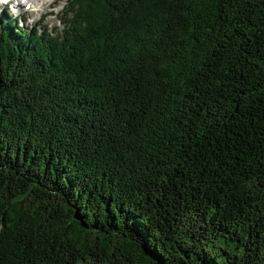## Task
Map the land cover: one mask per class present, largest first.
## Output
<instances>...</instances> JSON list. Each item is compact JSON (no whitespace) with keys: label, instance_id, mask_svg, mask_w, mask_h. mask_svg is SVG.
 I'll return each instance as SVG.
<instances>
[{"label":"trees","instance_id":"trees-1","mask_svg":"<svg viewBox=\"0 0 264 264\" xmlns=\"http://www.w3.org/2000/svg\"><path fill=\"white\" fill-rule=\"evenodd\" d=\"M0 27V264H264V0H71Z\"/></svg>","mask_w":264,"mask_h":264},{"label":"rangeland","instance_id":"rangeland-1","mask_svg":"<svg viewBox=\"0 0 264 264\" xmlns=\"http://www.w3.org/2000/svg\"><path fill=\"white\" fill-rule=\"evenodd\" d=\"M56 1H57L56 2L57 5L56 7H54L55 12L48 16L45 15L43 16L42 12L40 11H35L36 13L28 12L29 14L31 13L32 14L26 16L24 8L22 9L17 8L18 11L17 15H13L10 11H8L6 13V17L12 18V16L13 17L20 16L22 18L23 26L25 27L24 29L26 31L32 30L34 27H39L41 29V32H46V33L53 32L54 34L57 31L63 32L67 18L65 11L69 8L71 0H56ZM2 11L3 9L0 7V12ZM42 16L45 17V19L42 20L43 18ZM29 20H31V22H29ZM2 25L3 23L0 22V27Z\"/></svg>","mask_w":264,"mask_h":264},{"label":"bare ground","instance_id":"bare-ground-1","mask_svg":"<svg viewBox=\"0 0 264 264\" xmlns=\"http://www.w3.org/2000/svg\"><path fill=\"white\" fill-rule=\"evenodd\" d=\"M32 2L34 3V5H39V8L37 11L42 12L43 16H48L50 14H53L55 12L54 7H56V0H32ZM23 5V4H22ZM24 7V5H23ZM34 13V12H33ZM36 13V12H35ZM11 14V13H10ZM26 16H29L31 14H29L28 12H25ZM42 16V17H43ZM6 19V18H5ZM45 19V17L42 18V20ZM1 22V21H0ZM17 24H19L20 26H22V29L25 30L24 26H23V21H21V19L17 20ZM42 22V21H40ZM39 22V23H40ZM46 22V21H45ZM4 23V22H3ZM26 31V30H25ZM30 31V30H29Z\"/></svg>","mask_w":264,"mask_h":264},{"label":"clouds","instance_id":"clouds-1","mask_svg":"<svg viewBox=\"0 0 264 264\" xmlns=\"http://www.w3.org/2000/svg\"><path fill=\"white\" fill-rule=\"evenodd\" d=\"M8 4L9 5V11L13 15H17L18 11L16 8V5L23 4L24 5V11L25 12H35L38 10L39 5H33L32 0H12V3H9V0H0V5ZM31 22V20H29Z\"/></svg>","mask_w":264,"mask_h":264}]
</instances>
